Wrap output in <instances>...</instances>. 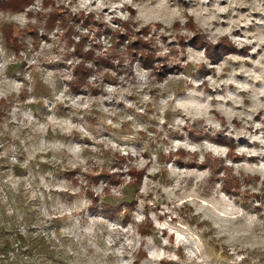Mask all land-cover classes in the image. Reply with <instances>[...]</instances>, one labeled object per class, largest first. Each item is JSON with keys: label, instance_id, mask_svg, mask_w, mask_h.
Returning <instances> with one entry per match:
<instances>
[{"label": "rangeland", "instance_id": "374dc122", "mask_svg": "<svg viewBox=\"0 0 264 264\" xmlns=\"http://www.w3.org/2000/svg\"><path fill=\"white\" fill-rule=\"evenodd\" d=\"M221 41L235 50L212 57ZM9 222L32 249L0 264H264V0L0 9Z\"/></svg>", "mask_w": 264, "mask_h": 264}, {"label": "trees", "instance_id": "16d2710c", "mask_svg": "<svg viewBox=\"0 0 264 264\" xmlns=\"http://www.w3.org/2000/svg\"><path fill=\"white\" fill-rule=\"evenodd\" d=\"M30 1L31 0H0V9L18 10L23 8L26 4L30 3ZM125 25L127 26V29H129L128 24L125 23ZM145 30L146 29H143L142 31L140 30L141 34H144ZM33 34H35V32H33ZM128 37L131 38V35L128 34ZM205 47L208 48V52L210 55H212V57L220 55L229 50H235L233 46L227 44L224 41L219 42L217 45L206 43ZM127 49H129L133 53V57H137V55L141 56L140 58L144 60L146 65H149V62H152L153 56L150 55V52H148L147 41H144L139 37L136 40H128ZM92 53L93 51H90L86 58L88 59V61L92 62V65L95 68L108 65L107 63H109V59L106 60L101 57V60H98L97 58H94V53ZM101 61H103L104 63ZM92 72V68H88L84 63H80L76 68V76L78 80H76L77 82H75V84L73 85V89L75 91H78L79 89L87 86L89 84L87 80L89 77H91ZM219 141L224 142L225 140L224 138H221L219 139ZM29 243H31L30 238H26V234L22 231L13 229L10 222L0 224V261L10 262L12 258L11 254L18 255V252L21 254H29L32 249V244L29 245Z\"/></svg>", "mask_w": 264, "mask_h": 264}, {"label": "clouds", "instance_id": "9594fccd", "mask_svg": "<svg viewBox=\"0 0 264 264\" xmlns=\"http://www.w3.org/2000/svg\"><path fill=\"white\" fill-rule=\"evenodd\" d=\"M123 3H129L131 4L132 3V0H123ZM102 6V5H101ZM110 7H113L114 10L118 9L120 7V5H110ZM133 7H136V5H133ZM175 15L179 16V12H175L174 13ZM117 15H120L122 19H128V15L126 13L124 14H120L118 11H117ZM109 20L111 19V17L108 18ZM143 19V15H140V16H137L136 17V20H142ZM147 75V73H142L140 74L141 76V79H143L145 76ZM178 107H183L182 105H179ZM184 121L183 120H176V124H183ZM177 147H179V145H177Z\"/></svg>", "mask_w": 264, "mask_h": 264}]
</instances>
